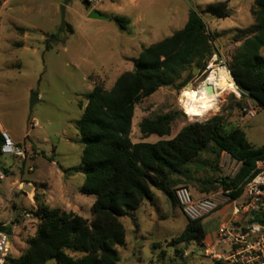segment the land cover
I'll list each match as a JSON object with an SVG mask.
<instances>
[{
	"label": "rangeland",
	"instance_id": "1",
	"mask_svg": "<svg viewBox=\"0 0 264 264\" xmlns=\"http://www.w3.org/2000/svg\"><path fill=\"white\" fill-rule=\"evenodd\" d=\"M65 1L7 0L0 8V124L25 151V158L0 155V168L7 175L1 185L4 210L0 223L16 222L23 212L36 214L41 207L74 211L91 221L95 197L80 192L85 175L74 170L83 168L84 146L76 122L88 104L86 96L94 88V77L108 89L113 88L142 47L183 28L191 8L204 10L210 4L227 3L230 17L221 19L209 13L202 16L210 39L208 58L216 54L227 64L241 46L239 40H245L244 32L255 23L250 13L254 0H71L66 9L71 29L66 26L62 30L61 8ZM86 1L90 3L87 6L83 5ZM91 10L110 19L91 20ZM115 17L130 20L127 30H121ZM191 69L176 86L162 88L135 106L132 141L142 140V120L174 113L171 135L164 140L172 139L188 124L222 115L228 127L243 130L254 148L264 146V110L247 98L241 99L238 90V94L223 95L217 112L190 120L182 111V95L190 84H195L198 72L192 70L185 87L179 88V84ZM33 94L38 95V102L31 108ZM240 104L257 109V116L244 118ZM157 140L152 136L145 142ZM240 166L231 157H222L212 145L184 167L182 174L173 175L170 187L173 193L188 187L195 198L221 194L223 200L227 196L224 192L231 190H225L221 180L233 179ZM67 169L73 172L66 175ZM152 190L153 202L135 211L134 220L122 219L126 243L118 246V264H228L212 262L204 254L205 247L221 250L216 246L219 222L210 220L213 215L202 220L211 222L202 243H179L188 220L176 202ZM243 201L244 197L238 200ZM19 222L20 229L14 233V259L28 249L39 225L31 220ZM47 264L57 262L52 259Z\"/></svg>",
	"mask_w": 264,
	"mask_h": 264
},
{
	"label": "trees",
	"instance_id": "2",
	"mask_svg": "<svg viewBox=\"0 0 264 264\" xmlns=\"http://www.w3.org/2000/svg\"><path fill=\"white\" fill-rule=\"evenodd\" d=\"M6 1L0 0V8ZM207 13L221 19L231 16L226 2L210 4L204 10L191 8L185 26L172 36L143 48L133 60V70L123 73L113 88L108 89L93 78L94 88L86 96L88 104L76 122L84 146L83 168L74 170L85 175L80 192L95 197L92 219L41 207L38 213L41 220L28 249L9 264H47L52 259L57 264H118V246L126 243L122 219L134 220V212L145 201L153 202V188L176 202L170 187L171 177L182 174L184 167L212 145L241 164L235 177L222 179L221 184L225 190H231L233 200L242 195L245 183L258 173L257 162L264 160V146L254 148L243 130L228 127L222 115L188 124L168 140L162 138L171 135V125L176 119L174 113L154 120L144 119L139 124L142 139L157 136L161 140L133 143L130 137L138 103L162 88L176 86L187 69L192 68L179 84V88L185 87L192 78V70L205 67L210 53L203 55L200 38L207 33L202 17ZM250 13L255 23L244 32L245 40H239L241 46L228 67L241 99L247 98L264 110V55L261 54L264 0H254ZM113 20L124 31L131 23L123 17ZM67 28L71 29L69 25ZM240 108L246 107L240 104ZM2 145L0 131V155ZM64 172L70 175L73 170ZM205 237L201 220L188 221L178 242L202 243Z\"/></svg>",
	"mask_w": 264,
	"mask_h": 264
},
{
	"label": "built area",
	"instance_id": "3",
	"mask_svg": "<svg viewBox=\"0 0 264 264\" xmlns=\"http://www.w3.org/2000/svg\"><path fill=\"white\" fill-rule=\"evenodd\" d=\"M220 68L226 69L230 74L228 64L219 60L214 54L202 70H197L198 75L193 88L204 84L212 73ZM232 75V74H231ZM185 113V111L182 109ZM244 118L257 116V109L244 108ZM3 145L1 155L25 158L24 148L16 143L7 130L1 129ZM258 173L243 186L244 201L239 203V198L233 200L231 191H225L223 200L221 194L211 197L195 198L188 187H180L175 192L177 205L184 217L189 222L202 221L214 214L222 207H230V217L222 223L217 230L218 242L221 250L215 247H205L204 254L212 262L228 264H264V160L257 162ZM6 172L0 168V213L4 210L3 192L1 185L6 180ZM223 196V195H222ZM38 212V211H37ZM31 220L40 223V216L34 212H23L16 222L0 223V264H9L12 257L15 232L20 229L19 221ZM8 229L10 231H8Z\"/></svg>",
	"mask_w": 264,
	"mask_h": 264
},
{
	"label": "bare ground",
	"instance_id": "4",
	"mask_svg": "<svg viewBox=\"0 0 264 264\" xmlns=\"http://www.w3.org/2000/svg\"><path fill=\"white\" fill-rule=\"evenodd\" d=\"M228 92L238 94L232 75L226 69L220 68L201 86L187 87L182 95V107L190 120L205 118L219 110L220 99Z\"/></svg>",
	"mask_w": 264,
	"mask_h": 264
},
{
	"label": "water",
	"instance_id": "5",
	"mask_svg": "<svg viewBox=\"0 0 264 264\" xmlns=\"http://www.w3.org/2000/svg\"><path fill=\"white\" fill-rule=\"evenodd\" d=\"M70 1L71 0H66L65 3H64V5L61 8V20H62L61 29L62 30L65 29L66 26H67V22H66V9H67V5L70 3ZM83 5L87 6L88 3L87 2H83ZM89 19H91V20L108 21L110 18L104 16L103 14H101L100 12H98L97 10H91L90 13H89ZM200 42H201V47H202V53H203V55H208L209 50H210V39H209V36L207 34L201 36ZM195 71H197V69H195ZM235 85H236V83H235ZM37 102H38V95L33 94L31 96V100H30V107L33 108L34 105ZM261 224L264 225V223H261Z\"/></svg>",
	"mask_w": 264,
	"mask_h": 264
},
{
	"label": "crops",
	"instance_id": "6",
	"mask_svg": "<svg viewBox=\"0 0 264 264\" xmlns=\"http://www.w3.org/2000/svg\"><path fill=\"white\" fill-rule=\"evenodd\" d=\"M177 15V14H176ZM189 15V14H188ZM188 20V19H187ZM187 23V21L185 22V24ZM185 24H184V26H185ZM183 26V27H184ZM143 48L144 47H142V50H143ZM147 48V47H146ZM141 50V51H142ZM231 60H232V58H231ZM133 68H134V64H133V62H130V65H128V68H124V69H126V72H130V71H132L133 70ZM128 69V70H127ZM125 73V72H124ZM121 76V75H120ZM119 76V77H120ZM250 102V101H249ZM250 104H251V102H250ZM261 109V108H260ZM1 129H4V130H7L4 126H2L1 124H0V130ZM8 131V130H7ZM152 137V136H151ZM150 137V138H151ZM141 138H142V136H141ZM150 138H148L149 140H150ZM159 138V137H158ZM163 139V138H162ZM131 140H132V137H131ZM159 140H161L160 138H159ZM159 140H157V142L159 141ZM145 141H147V139H142V140H139V142H145ZM133 142V141H132ZM139 142H136V143H139ZM133 143H135V142H133ZM156 143V142H155ZM225 156H229L230 157V155L229 154H227L226 152H223L222 153V157H225ZM153 191V190H152ZM154 193V192H153ZM148 202L149 201H145L143 204H142V206L143 207H145L146 206V204H148ZM94 203V202H93ZM149 204H151V203H149ZM230 209V207H222L220 210H218L217 212H215L214 214H212L213 216L211 217V221H218L219 222V226L222 224V223H224L227 219H229V217H230V215H229V213H228V210ZM74 212V211H73ZM134 215V214H133ZM213 218V219H212ZM210 223L211 222H205V221H202V226L204 227V229H205V231H206V226H210ZM206 235H207V231H206Z\"/></svg>",
	"mask_w": 264,
	"mask_h": 264
}]
</instances>
